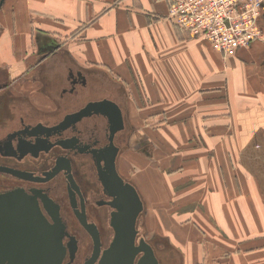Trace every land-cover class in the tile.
<instances>
[{
	"label": "crops",
	"instance_id": "1",
	"mask_svg": "<svg viewBox=\"0 0 264 264\" xmlns=\"http://www.w3.org/2000/svg\"><path fill=\"white\" fill-rule=\"evenodd\" d=\"M166 13L151 0H5L0 79L47 112L58 96L44 78L80 70L115 87L140 123L131 148L147 134L143 164L133 151L118 158L146 229L158 224L181 264H264V39L223 58ZM188 231L197 247L180 250Z\"/></svg>",
	"mask_w": 264,
	"mask_h": 264
},
{
	"label": "flooded vegetation",
	"instance_id": "2",
	"mask_svg": "<svg viewBox=\"0 0 264 264\" xmlns=\"http://www.w3.org/2000/svg\"><path fill=\"white\" fill-rule=\"evenodd\" d=\"M52 78H44L42 88L43 92L58 96V109L52 112L36 110L27 99L14 97L8 82L0 79V193L21 189L37 196L41 212L52 223L40 201L44 198L64 230L66 253L62 264H98L114 236L110 227L114 211L109 206L111 198L101 185L94 157L109 145V123L106 117L94 113L75 123H62L89 103L106 99L117 104L124 122V129L113 138L118 149V174V158L131 148L134 135L126 126L127 115L120 96L114 94L115 87L90 86L80 70L68 71L67 77L57 80ZM15 104L19 107L17 112ZM81 220L96 234L98 254L94 239ZM136 230L135 245L139 246L140 240L149 244L158 264H180L177 255L162 241L147 239L144 212L138 217ZM158 244L163 248L159 249ZM144 260L140 252L133 264Z\"/></svg>",
	"mask_w": 264,
	"mask_h": 264
},
{
	"label": "water",
	"instance_id": "3",
	"mask_svg": "<svg viewBox=\"0 0 264 264\" xmlns=\"http://www.w3.org/2000/svg\"><path fill=\"white\" fill-rule=\"evenodd\" d=\"M4 2L5 0H0V9ZM92 113L106 117L109 123V145L97 154L93 153L96 154L93 156L96 158L101 185L111 198L109 206L114 210L110 216L114 236L98 264H133L140 252L147 264H158L149 244L140 240L139 246L135 245L136 222L144 212L143 202L136 187L125 181L116 170L118 149L113 144V138L124 129L118 105L106 99L89 103L78 112L68 115L62 125L75 123ZM101 162L103 166H100ZM32 195L21 189L0 193V264L63 263L66 253L63 227L49 210L48 202L41 198L43 209L52 223L47 221L41 212L37 196ZM81 223L93 237L97 252L96 234L85 222L81 220Z\"/></svg>",
	"mask_w": 264,
	"mask_h": 264
},
{
	"label": "built area",
	"instance_id": "4",
	"mask_svg": "<svg viewBox=\"0 0 264 264\" xmlns=\"http://www.w3.org/2000/svg\"><path fill=\"white\" fill-rule=\"evenodd\" d=\"M167 7L166 19L231 58L262 41L264 0H151Z\"/></svg>",
	"mask_w": 264,
	"mask_h": 264
},
{
	"label": "rangeland",
	"instance_id": "5",
	"mask_svg": "<svg viewBox=\"0 0 264 264\" xmlns=\"http://www.w3.org/2000/svg\"><path fill=\"white\" fill-rule=\"evenodd\" d=\"M126 126H127V128H129L132 131L134 136L136 135V130H138V131L140 130L139 120L134 118V117L133 118H129L128 116H126ZM137 136H138L137 146L134 147V148H129L126 151L122 152V154H121V160L122 161H123V158L125 157L124 153L127 152V151H129V153L133 151V153L136 154L137 158L139 157V162L141 164H143V162H142L143 158L147 159V134H144V133L142 134V132H141L139 135L137 134ZM139 173L140 172L138 170H136V169L134 170L133 169L131 171L130 177L132 178V176H134L135 174L139 175ZM124 175H125V177L123 176V178H125L127 181H129L130 180L129 179V175H128V173L125 170H124ZM157 227L159 228L158 224H156V228ZM156 228L153 227L152 223L150 224L149 222H147V229H146V231H147V239H149V240L153 239L154 241L156 240L158 242H159V240L162 241L161 243H163L167 247V249H169L170 251L175 253L177 255V257H178V253H177L175 247H173L172 244H169V240L165 237V235H163L161 233L158 234L157 232H159V231ZM176 232H178V231H173V235ZM197 234L199 235V233L197 231H194V232L188 231V232H186L185 237L184 236L180 237V235L178 234L176 236L175 243L177 244V246L179 245L178 248L180 250L183 247L187 250L188 247H191L192 245L194 247H197V243H198L197 238H196ZM158 248L159 249L163 248V246L161 244H158ZM180 264H181V261H180Z\"/></svg>",
	"mask_w": 264,
	"mask_h": 264
}]
</instances>
